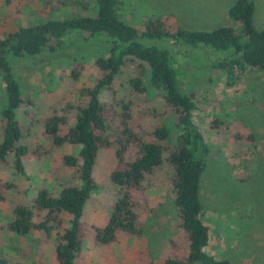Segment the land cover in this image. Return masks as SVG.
<instances>
[{
	"label": "trees",
	"instance_id": "trees-1",
	"mask_svg": "<svg viewBox=\"0 0 264 264\" xmlns=\"http://www.w3.org/2000/svg\"><path fill=\"white\" fill-rule=\"evenodd\" d=\"M57 1L61 5L67 2L82 13L20 27L0 39L4 92L0 167L11 157L15 172L23 175L24 158L40 159L65 149L61 162L73 171L77 185L62 187L55 194L38 189L30 203L10 210L4 230L17 239L31 237L33 232L52 237L56 264H73L84 240L79 221L83 207L96 190L93 168L100 152L108 151L112 162L107 182L114 202L105 226L94 230L95 243L108 244L117 234L142 238L139 212L154 175L166 168L182 246L169 240L168 254L146 264H230L202 250L208 244V230L200 219L199 190L209 149L192 116L195 93L186 92L181 85L179 59L174 55L179 53L183 59L182 53L196 51L208 60V67L222 72L230 85L248 72L264 71V30L252 25V0H235L228 8L232 26L194 31L173 29L157 16L146 18L138 27L125 23L117 16V0H91L93 6L83 0ZM96 36L106 54L92 60L91 85L80 86L76 104H65L60 112L43 118L32 132L31 126L23 125L17 117L26 101L6 57L56 52L67 40L86 42ZM81 68L79 64L78 72L72 73L73 81ZM143 78L154 93L157 109L165 112L153 106L150 111H137L136 102L124 98V92L127 97L144 96ZM167 112L173 116L176 129L172 140L161 122ZM225 128L223 121H212L213 130ZM243 134H232L233 142L253 144V136ZM242 163L246 168L245 159ZM13 188L11 183H0V203L5 192ZM0 264L20 263L0 258Z\"/></svg>",
	"mask_w": 264,
	"mask_h": 264
},
{
	"label": "rangeland",
	"instance_id": "rangeland-1",
	"mask_svg": "<svg viewBox=\"0 0 264 264\" xmlns=\"http://www.w3.org/2000/svg\"><path fill=\"white\" fill-rule=\"evenodd\" d=\"M83 1L93 6L91 0ZM234 1L117 0V16L137 27L146 18L157 16L173 29L212 30L232 26L227 10ZM252 3V25L264 30V0ZM78 13H82L79 8L70 7L67 2L61 5L57 0H0V39L20 27ZM100 40L97 36L86 42L67 40L56 52L43 50L32 56L6 57L21 97L30 102H25L17 112L23 125H30L31 131L36 132L43 118L60 112L67 103L78 102V88L92 83V60L106 54ZM182 54L183 59L179 53L174 55L179 59L178 77L186 92L195 93L192 116L209 149L199 190L200 219L208 230V244L202 250L230 264H264V71L248 72L230 85L224 74L208 67V60L196 51ZM79 64L83 68L73 81L71 75L78 72ZM143 83L146 87L143 97H127L124 92V98L134 100L137 111H150L153 106L165 112L157 109L146 78ZM3 105L0 75V110ZM214 119L223 121L226 128L213 130ZM161 122L172 140L176 133L173 116L167 112ZM235 133L251 134L253 144L237 145L231 138ZM65 151L56 150L40 159L24 158L23 175L15 172L11 157L0 167V183L14 185L0 203V258L10 263L56 264L52 237L47 239L33 232L31 237L17 239L4 230V224L10 210L15 205L30 203L38 189H49L55 194L62 187L77 185L73 171L61 162ZM111 162L108 151L100 152L93 168L96 190L85 202L79 220L84 231L83 245L73 264H146L168 254L169 240L180 248L166 168L154 175L139 212L142 238L117 234L108 244L94 242V230L105 226L114 202L113 189L107 182Z\"/></svg>",
	"mask_w": 264,
	"mask_h": 264
}]
</instances>
